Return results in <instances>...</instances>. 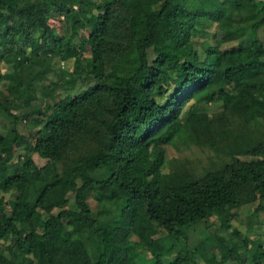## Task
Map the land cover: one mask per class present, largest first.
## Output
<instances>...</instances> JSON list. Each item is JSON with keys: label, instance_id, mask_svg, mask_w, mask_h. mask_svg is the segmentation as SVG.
Masks as SVG:
<instances>
[{"label": "trees", "instance_id": "16d2710c", "mask_svg": "<svg viewBox=\"0 0 264 264\" xmlns=\"http://www.w3.org/2000/svg\"><path fill=\"white\" fill-rule=\"evenodd\" d=\"M39 55L75 57L79 78L65 82L79 89L24 115L26 134L0 100L12 117L0 130V264H142L139 250L151 264H192L191 252L164 260L162 231L181 237L211 216L221 262L264 264V241L231 224L264 199V139L197 177L163 171L181 127L202 123V102L219 96L264 121V0H0V64ZM90 193L119 220L97 217Z\"/></svg>", "mask_w": 264, "mask_h": 264}, {"label": "rangeland", "instance_id": "374dc122", "mask_svg": "<svg viewBox=\"0 0 264 264\" xmlns=\"http://www.w3.org/2000/svg\"><path fill=\"white\" fill-rule=\"evenodd\" d=\"M101 1V0H99ZM238 17V15H234ZM213 26L209 29L213 31ZM70 24L60 20V27L56 32L68 34ZM249 41L250 35L246 37ZM74 59L67 60L57 55H39L30 62H2L0 64V100L5 96L11 98L7 104L10 112L19 117L17 127L21 133L31 131V123L24 115L34 112L39 107L51 104L55 99L63 97L69 91H76L79 86H70L65 82L67 71L77 76L79 70H74ZM44 88L40 92L38 89ZM199 111L203 113L202 123L190 129L182 126L168 146V155L163 171L176 176H200L208 170L217 169L234 156L243 159L251 155L240 153L237 149L259 139H264V121L255 123L241 117L238 113L224 106L223 100L218 96L215 101L202 102ZM12 117L0 110V130L11 124ZM215 144V145H214ZM32 157L37 165L46 163V158L33 153ZM95 177L107 175L105 169H95L90 172ZM91 209L97 217L105 220H119L118 210L111 202L99 201L93 193L88 195ZM262 205L258 209V205ZM9 210V207H8ZM231 224L243 235L254 241H264V199H257L240 205L236 215L232 217ZM219 220L211 216L206 220L189 225L185 235L174 237L162 231L163 243L166 247L163 258L169 261L178 252L193 253L192 264H238L233 257L221 262V252L211 238L217 233ZM87 233H76L75 237L85 236ZM89 238H84V244L89 246ZM139 262L151 264L152 252L138 251ZM19 259L24 260L21 255ZM248 264V262L244 263Z\"/></svg>", "mask_w": 264, "mask_h": 264}]
</instances>
